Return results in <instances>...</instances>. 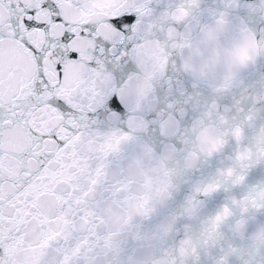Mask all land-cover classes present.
<instances>
[{
	"label": "snow or ice",
	"instance_id": "6c2138e0",
	"mask_svg": "<svg viewBox=\"0 0 264 264\" xmlns=\"http://www.w3.org/2000/svg\"><path fill=\"white\" fill-rule=\"evenodd\" d=\"M0 264H264V0H0Z\"/></svg>",
	"mask_w": 264,
	"mask_h": 264
},
{
	"label": "water",
	"instance_id": "95a60500",
	"mask_svg": "<svg viewBox=\"0 0 264 264\" xmlns=\"http://www.w3.org/2000/svg\"><path fill=\"white\" fill-rule=\"evenodd\" d=\"M223 67L224 73L235 72L239 70L232 61H226ZM222 75L223 73H218L215 65H208L199 73V77L202 80H212L216 79L218 76L222 77Z\"/></svg>",
	"mask_w": 264,
	"mask_h": 264
}]
</instances>
